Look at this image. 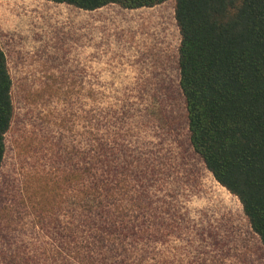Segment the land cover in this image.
I'll return each instance as SVG.
<instances>
[{
    "label": "rangeland",
    "instance_id": "obj_1",
    "mask_svg": "<svg viewBox=\"0 0 264 264\" xmlns=\"http://www.w3.org/2000/svg\"><path fill=\"white\" fill-rule=\"evenodd\" d=\"M174 9L173 0L93 12L46 0H0V49L13 105L0 168V264L61 263L51 207L66 198L49 188L64 167L55 156L78 146L88 119H100L107 104L122 105L131 117L133 146L168 164L161 190L183 221L169 245L179 264L188 258L264 264V246L239 201L189 146Z\"/></svg>",
    "mask_w": 264,
    "mask_h": 264
},
{
    "label": "trees",
    "instance_id": "obj_2",
    "mask_svg": "<svg viewBox=\"0 0 264 264\" xmlns=\"http://www.w3.org/2000/svg\"><path fill=\"white\" fill-rule=\"evenodd\" d=\"M46 1L95 11L108 5L152 8L169 0ZM173 1L189 146L237 198L264 246V0ZM11 87L0 49V168L13 115ZM104 110L100 119H88L81 142L65 159L55 156L64 167L49 188L66 198L51 207L60 264H179L169 245L183 221L161 190L168 164L132 145L131 117L122 105Z\"/></svg>",
    "mask_w": 264,
    "mask_h": 264
},
{
    "label": "crops",
    "instance_id": "obj_3",
    "mask_svg": "<svg viewBox=\"0 0 264 264\" xmlns=\"http://www.w3.org/2000/svg\"><path fill=\"white\" fill-rule=\"evenodd\" d=\"M69 6V5H68ZM101 9V8H100ZM100 9H97V10H100ZM97 10H95V11H97ZM86 12H93V11H86Z\"/></svg>",
    "mask_w": 264,
    "mask_h": 264
}]
</instances>
